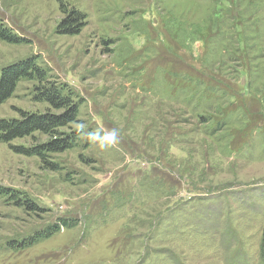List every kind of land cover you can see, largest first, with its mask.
Listing matches in <instances>:
<instances>
[{"label": "rangeland", "instance_id": "1", "mask_svg": "<svg viewBox=\"0 0 264 264\" xmlns=\"http://www.w3.org/2000/svg\"><path fill=\"white\" fill-rule=\"evenodd\" d=\"M0 21L24 40H0V71L34 60L44 76L0 119L65 113L37 99L54 85L76 122L120 130L53 154L57 171L0 142V264H264V0H0ZM198 74L225 104L167 97ZM33 136L11 144L48 139Z\"/></svg>", "mask_w": 264, "mask_h": 264}, {"label": "trees", "instance_id": "2", "mask_svg": "<svg viewBox=\"0 0 264 264\" xmlns=\"http://www.w3.org/2000/svg\"><path fill=\"white\" fill-rule=\"evenodd\" d=\"M72 13L74 15L62 22V25H64V28L66 29L65 31L70 33L77 31L78 26H80V22L77 21V17L75 16V14L77 15L78 13L74 10ZM0 40L14 44H19L24 41L21 37L15 35L9 29L4 27L1 21ZM38 75L40 80L44 77L42 71L37 68L34 60L22 61L2 68L0 71V105L14 94L18 83L22 79H33ZM198 76L203 79L200 77L189 79L188 83L191 87L183 89L184 92H186L184 96L179 95L177 91L174 95L167 97L174 101L181 100V103L186 105L194 103L193 107L200 101L203 105H198L197 107L206 109L204 113L209 110L208 103L212 99H210L211 94L213 95V98H216V103H220L222 101L221 104H225L226 101L223 102V98L224 95L227 96V93L221 91L220 87L216 86L217 83L215 84V82L211 79L209 80L213 82H211L212 85L206 82L205 76L200 74H198ZM43 88L40 90L41 95L37 99L45 101L55 110L62 109L66 112L57 115L53 113H37L19 110V118L0 119V142L8 143L10 148L18 154L38 157L41 162L45 163L46 168L52 171H57L59 168L58 165L49 159L53 154L62 153L74 147L77 143L78 138L76 133L66 134L61 132L60 129L61 127H67L70 123L76 122L78 104L70 100L69 96L63 95L54 85ZM200 96L201 99H199ZM197 107H194L192 110L196 111ZM227 110L228 109L223 111L224 116ZM202 122H204L203 119ZM224 122L226 121L224 120ZM36 132L47 136V141L32 147L11 144V142L16 139L32 137ZM6 192L8 191L1 188L0 197ZM72 224L73 222H70V220L68 221V219L61 220V225L65 227H70ZM59 228V224L53 225L50 230L36 233L33 239L36 240L38 238L45 237L52 232L57 231ZM15 244V242L12 243V245ZM261 248V255L264 263V231Z\"/></svg>", "mask_w": 264, "mask_h": 264}, {"label": "clouds", "instance_id": "3", "mask_svg": "<svg viewBox=\"0 0 264 264\" xmlns=\"http://www.w3.org/2000/svg\"><path fill=\"white\" fill-rule=\"evenodd\" d=\"M72 130L80 141L90 143L101 151L117 145L120 141V130L116 127L89 130V125L77 121L73 123Z\"/></svg>", "mask_w": 264, "mask_h": 264}]
</instances>
